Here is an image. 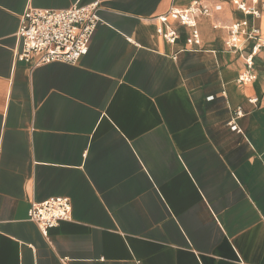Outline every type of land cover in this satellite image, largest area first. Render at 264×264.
Segmentation results:
<instances>
[{"label":"crops","instance_id":"crops-1","mask_svg":"<svg viewBox=\"0 0 264 264\" xmlns=\"http://www.w3.org/2000/svg\"><path fill=\"white\" fill-rule=\"evenodd\" d=\"M93 1L0 0V264H264V47L241 83L225 45L243 18L264 35V9L199 0L190 46L157 29L194 0H100L77 63L16 59L29 5ZM60 196L72 219L44 235L31 202Z\"/></svg>","mask_w":264,"mask_h":264},{"label":"built area","instance_id":"built-area-1","mask_svg":"<svg viewBox=\"0 0 264 264\" xmlns=\"http://www.w3.org/2000/svg\"><path fill=\"white\" fill-rule=\"evenodd\" d=\"M238 9L255 18L261 16L264 0H232ZM261 5V8L258 5ZM220 6H217L219 8ZM100 0L87 4L76 2L68 8H38L29 5L21 17L18 36L21 40L20 50H16V59L23 60L36 67L44 63L62 61L75 64L84 56L90 46L94 31L101 18L98 14ZM211 8L199 0H194L185 8H171L160 16L161 25L157 32L165 40L175 42L179 37L178 30L169 22V16L177 19L180 24L191 29L186 38L190 46L201 43L198 18L209 15ZM228 36L225 40L227 50L238 53L245 58L246 70L238 76L241 83L256 79L255 55L264 47V35L259 27L243 18L227 27ZM251 43L249 50L246 44ZM256 102L258 99H250ZM243 114L239 108L231 120V126L239 129L235 119ZM72 203L68 197H52L44 201L31 202L29 218L35 221L44 235L50 228L57 226L62 220L72 219Z\"/></svg>","mask_w":264,"mask_h":264}]
</instances>
